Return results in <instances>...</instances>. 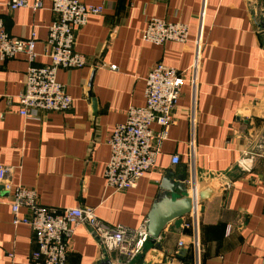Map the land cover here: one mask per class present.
<instances>
[{
    "label": "crops",
    "instance_id": "obj_1",
    "mask_svg": "<svg viewBox=\"0 0 264 264\" xmlns=\"http://www.w3.org/2000/svg\"><path fill=\"white\" fill-rule=\"evenodd\" d=\"M42 1L36 10H12L9 0H0L10 35L35 36L37 65L50 61L45 49L55 18L52 0ZM81 1L104 5L105 12L89 16L77 31L75 49L88 64L57 72L73 98L69 111L21 115L17 99L27 57H0V165L13 166L11 180L36 189L46 206H91L102 220L132 227L147 223L167 171L181 174L194 164L205 185L226 175L229 182L203 202L197 223L179 231L169 224L157 239L161 248L149 239L144 258L153 264H264V0ZM150 17L186 23L189 40L144 42L141 34ZM199 32L203 48L197 83L193 88L185 74L176 123L156 166L135 187L113 192L106 186L105 169L115 126L125 121L129 106L144 105L145 78L155 63L188 69ZM251 154V171L241 170L238 161ZM174 155L179 163H173ZM6 195L0 186V264H30L35 233L28 224H13ZM180 239L186 241L182 248ZM141 258L122 264H138ZM108 261L118 264V254L103 250L89 228L78 227L68 264Z\"/></svg>",
    "mask_w": 264,
    "mask_h": 264
},
{
    "label": "built area",
    "instance_id": "obj_2",
    "mask_svg": "<svg viewBox=\"0 0 264 264\" xmlns=\"http://www.w3.org/2000/svg\"><path fill=\"white\" fill-rule=\"evenodd\" d=\"M27 6L36 10L43 6V1L8 2L12 10ZM51 10L55 18L49 26L45 49L50 61L43 65L35 64V36L10 35L0 14V57L6 60L23 53L29 63L22 78L24 89L17 99L19 113L27 118H38L43 112L63 113L71 109L73 98L57 79V72L60 68H81L88 64L87 57L75 49L77 31L87 23L89 16L104 13L105 6L87 5L81 0H52ZM141 37L144 42L155 44L184 43L189 40V26L181 21L150 17ZM193 42L194 57L188 69L181 71L163 61L155 63L145 78L144 105L129 106L125 121L115 126L109 139L111 153L105 169L106 186L113 192L135 187L141 177L156 166L162 144L169 136L170 127L176 123L175 109L182 94L185 74L190 75L193 88L197 83L203 48L200 32ZM110 67L116 69L115 65ZM154 125L159 129L155 130ZM191 148L193 151L192 142ZM190 155L193 157L192 153ZM172 161L179 163V156L174 155ZM13 169V166L0 165V186L7 193L13 224H28L35 233L36 248L31 253L30 264H68L69 243L80 226L89 228L103 250L116 252L118 264L140 254L142 264H153L144 258L150 239L145 223L138 227L109 223L102 220L96 208L91 206L65 209L46 206L40 202L36 189L11 180ZM189 173L187 184L193 207L187 215L189 220L184 219V227L195 225L201 212L197 199L200 180L194 164L190 165ZM22 209L26 210L25 214H21ZM185 243L180 239L178 247H184ZM193 243L197 246L196 238Z\"/></svg>",
    "mask_w": 264,
    "mask_h": 264
},
{
    "label": "water",
    "instance_id": "obj_3",
    "mask_svg": "<svg viewBox=\"0 0 264 264\" xmlns=\"http://www.w3.org/2000/svg\"><path fill=\"white\" fill-rule=\"evenodd\" d=\"M261 22L264 29V21ZM253 159L254 154L242 157L238 161L239 168L243 171H251ZM189 175V171L179 174L176 171L169 170L165 173L159 185V192L149 210L146 223L150 242L158 248H161V245L157 242V239L162 235L165 228L169 224H173L179 231L184 225V218L192 211L193 200L190 197L187 184ZM229 180V177L222 175L214 177L208 185L199 181L200 191L197 199L200 203V211L203 210V202L212 195L221 192ZM183 252L181 251V253ZM107 263L111 264L110 261L104 264ZM138 264H142V262Z\"/></svg>",
    "mask_w": 264,
    "mask_h": 264
}]
</instances>
